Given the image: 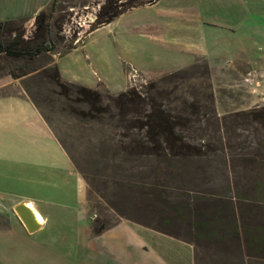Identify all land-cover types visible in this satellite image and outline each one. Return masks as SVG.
<instances>
[{"label":"rangeland","instance_id":"1","mask_svg":"<svg viewBox=\"0 0 264 264\" xmlns=\"http://www.w3.org/2000/svg\"><path fill=\"white\" fill-rule=\"evenodd\" d=\"M94 1L63 2V31L57 37L53 29L50 37L57 44L56 52L42 54L33 61L0 57V94L22 91L44 112L87 183L89 209L95 218L106 223L131 219L177 235L190 234L202 215L215 217L224 229L235 223L238 235L264 229V52L257 58L253 46V40L259 43L264 38L258 34L248 41L239 39L242 35L235 41L224 40L223 35L215 38L219 53H223L222 46L233 41L248 44L253 49L247 52L251 64L235 61L227 65L217 56L220 59L211 65L197 59L169 71L168 67L173 66L170 60L176 65L182 57V42L194 35L184 30L187 24L180 19H193L197 10L195 0H159L123 13L59 58L62 44L76 43L84 36L96 11L92 3L84 4ZM10 11L0 2V19ZM16 25L26 39L35 29V19H18ZM13 36L4 26L0 28V41ZM207 39H211L209 34ZM237 52L241 53L232 51ZM56 64L69 82L103 94L106 88L119 93L133 86L142 97H152L161 111L184 116L185 124L176 130L200 154L169 160L128 154L123 143L131 137L144 136L147 142L149 105L124 109L127 119L143 121L141 128H125L115 105L111 107L112 118L103 111L97 118L80 117L70 106L87 112V103L76 101L75 92L61 94V88L44 72L45 67ZM21 67L38 71L14 77ZM153 186L174 192L168 205L156 200ZM172 205L189 216L190 231L186 230L187 224L175 221L177 212L170 211ZM238 242L234 238L212 242L205 250L201 247L200 255L207 254L217 264H264V254L259 257L261 251L247 249L243 241Z\"/></svg>","mask_w":264,"mask_h":264},{"label":"crops","instance_id":"2","mask_svg":"<svg viewBox=\"0 0 264 264\" xmlns=\"http://www.w3.org/2000/svg\"><path fill=\"white\" fill-rule=\"evenodd\" d=\"M50 1L0 0L11 10L0 23L35 19ZM195 9L193 19H180L187 24L184 30L194 35L182 42V57L176 65L170 60L173 66L169 71L197 59L208 65L220 58L227 65L252 63L247 54L251 47L245 42L234 43V39L242 35L239 39L248 41L255 34L264 38V0H195ZM149 25L152 27V22ZM221 35L224 40H234L230 44L223 40L224 54L216 50L214 42ZM253 41L255 55L263 57L264 39ZM235 50L241 53L233 54ZM87 189L85 179L31 98L22 91L0 94V264H217L207 254L200 255L201 247H207L199 234L208 237L194 228L190 234L177 235L121 218L94 235ZM20 203L30 205L40 219V227L33 232L15 212ZM216 233L212 240L220 243L230 238L228 231Z\"/></svg>","mask_w":264,"mask_h":264},{"label":"trees","instance_id":"3","mask_svg":"<svg viewBox=\"0 0 264 264\" xmlns=\"http://www.w3.org/2000/svg\"><path fill=\"white\" fill-rule=\"evenodd\" d=\"M64 1L65 0H51L48 6L39 12L35 17V29L32 35L26 39L21 36L20 29L16 25V20H6L5 22L0 23V28L4 26L6 30L14 34L11 40L6 42L0 41V57L5 56L12 60L33 61V59L41 56L42 54L54 51L56 52L58 49L56 46L57 44L55 41L52 42L50 37L53 29L56 30L57 37H59V33L63 31V24L61 20L65 15L62 13H65L66 9V6L63 3ZM157 1L158 0H95L94 2H86L87 4H84V6L88 4L91 5L90 3H92L93 6H96L94 18L88 23V28L85 30L84 36L76 43L62 44L61 51H59V58L82 45L89 34L96 29L109 24L123 13L134 8L154 4ZM36 71H38L37 68L21 67L19 68L18 73L13 75L14 77L19 78ZM44 72L47 73L46 76L50 79V81L61 88V94H65L67 91H70L71 93L75 92L77 94L76 101L78 100L80 102L87 103L89 106L87 112L83 109L77 110L71 108L70 106V110L75 112L80 117L89 116L91 118H97L100 117L99 111H103L106 112L109 118H112L113 115H111V107L115 105L120 111V120L125 128H134V125L137 128H141L143 127V121H131L127 119L123 114L124 109L128 108V106L137 108L138 105L148 104L150 111L148 113L147 129L145 131L147 142L144 136L131 137L127 142H122L124 147L128 148V154L134 156H141L143 154L154 155L159 160H169L171 158L200 154L194 144L189 142L184 134L176 130L178 126L185 124V117L161 111L160 107L154 102L152 97L150 99L142 97L135 87L130 86L125 91L119 93H112L106 88L105 94H103L100 90L65 80L59 72L58 64L48 68L45 67ZM102 102H105L106 104ZM102 104H105V106ZM40 112L50 125L44 112L41 110ZM58 140L60 141L59 138ZM60 143L67 151L62 141H60ZM67 153L69 154L68 151ZM156 186H153L152 188L155 194L154 197L157 201H161L165 206L168 205L170 199L174 196V192L163 188L159 190ZM172 207L173 208L170 209V211H174L175 213L177 212L176 215L173 216L175 221L179 224L180 222H184L187 224L186 230L190 231V227L188 226L190 222L189 216L186 214H180L178 206L174 207L172 205ZM91 217L92 232L94 235L101 234L105 229L120 220L119 219L114 223H106L98 218H95L93 214H91ZM233 224V227L224 229L221 225L215 222V217L202 215L201 220L198 223L194 222L192 228L207 234L208 239L205 238V235L199 234L201 239H203L201 243L204 247H208L212 242H220L218 239L212 240L213 237H211V235L212 233L217 234V230H225L229 232L228 234L226 233V235L231 239L234 238L235 241H239L238 243L241 244V238L247 249H258L262 252L259 254V257H261V255L263 256L264 229L260 228L256 231V233L251 232L249 234L247 231H243L241 235H238L239 231L237 226L235 223Z\"/></svg>","mask_w":264,"mask_h":264},{"label":"water","instance_id":"4","mask_svg":"<svg viewBox=\"0 0 264 264\" xmlns=\"http://www.w3.org/2000/svg\"><path fill=\"white\" fill-rule=\"evenodd\" d=\"M15 212L24 223L29 232H33L40 227L38 216L26 203H20L15 207Z\"/></svg>","mask_w":264,"mask_h":264},{"label":"bare ground","instance_id":"5","mask_svg":"<svg viewBox=\"0 0 264 264\" xmlns=\"http://www.w3.org/2000/svg\"><path fill=\"white\" fill-rule=\"evenodd\" d=\"M35 210V209H34ZM40 218V217H39ZM40 220V219H39Z\"/></svg>","mask_w":264,"mask_h":264}]
</instances>
